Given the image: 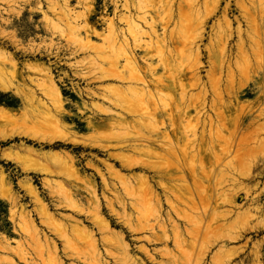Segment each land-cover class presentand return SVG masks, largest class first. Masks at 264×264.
Segmentation results:
<instances>
[{
    "label": "bare ground",
    "instance_id": "1",
    "mask_svg": "<svg viewBox=\"0 0 264 264\" xmlns=\"http://www.w3.org/2000/svg\"><path fill=\"white\" fill-rule=\"evenodd\" d=\"M62 1L60 12L56 2L52 1V10L61 16L55 26L59 31L61 24L66 22L67 29L78 35L75 36L76 39L70 40L74 47L71 54H82L84 60L89 59L88 62L91 60L100 68L102 73H99L102 76L96 77L105 83L106 92L100 95L90 88L73 86L72 91L79 99L74 105L78 114H74L68 108L71 102L65 97L64 78L57 80L53 70L42 67L43 65H27L26 70L34 73L35 77H24L19 63L8 53L0 51V92L11 93L20 102V107L16 109L0 103V147L12 143L0 152L1 160L6 161L8 165H15L24 175L18 186L33 204V210H30L29 206L21 203L19 192L16 191L4 166L0 164V200L10 205V221L15 227V233L22 239L16 241L15 250H19H16L19 252L17 254L25 264H67V259L69 264H147L136 254L128 239L131 235H143L135 240L143 239L150 244L160 242L166 245L160 249L161 257H167L165 264H181L184 260L190 263V248L193 242L189 243L185 234L194 237V230H184L170 213L168 220L163 218L164 199L158 188L164 193L178 194V198L189 201L194 189L188 184L187 172L203 176L199 191L205 197L219 195V191L227 182L243 185L244 178H249L251 174L239 175L241 166H246L242 164L229 167L231 172L224 169L217 181L214 177V180L211 179L213 172L210 170L215 167L213 161L225 157V145L228 143H222V140L228 139V134L224 135L222 131L228 132L229 128L221 125L223 122L212 117L208 111L216 112L220 108L225 114L241 115L246 106V102L241 98L252 94L260 96L262 89H248L250 85L233 87L229 92L231 105L223 101L224 93L220 84L213 88L212 94L209 93L208 85L201 76L204 63L199 42L203 39L206 18L201 16L203 12L201 13L200 0H186L191 20L178 26V37L175 32L169 31L172 26L170 15L174 7L171 0H125V3H122L125 13L121 12L119 15V21L124 26L118 27L115 19H110L106 14V36L100 34L94 24L92 25V14L96 10L98 0H77L79 5H86L85 12L76 13L73 19L70 17L73 11L70 8V0ZM112 1L115 5L119 2ZM108 5L105 4V10ZM212 7L208 15L205 12L207 17L220 10L221 0ZM259 8V14L263 15V1L260 2ZM118 11L120 12L119 6L116 5L114 15H117ZM230 11L231 2L227 0L226 5L221 8L222 22L217 25L223 45L213 60L219 75L224 68H231L230 50L226 42L224 43L235 34ZM151 13H158L163 17L159 25L153 20L150 21ZM249 15L251 22L258 23L256 15ZM52 21L50 20L51 23ZM55 26H51L53 32L56 31ZM236 30L239 38L238 53L249 68H253V63L257 65L254 74L258 78H264V40L256 39L262 31L258 33L256 30L254 38L252 33L249 37V32L243 30L241 24H238ZM82 31L85 32V37L80 36ZM145 35L149 36L153 44L147 41L146 43L143 39L150 47L146 46L149 50L142 57L138 55L137 47ZM93 37H102V44H96ZM248 39L250 45L246 43ZM83 71L77 72L78 78L87 83V86H91L92 79L87 78L84 74L86 72ZM246 74L253 73L247 71ZM65 76L68 77L67 74ZM256 85L255 82L254 86ZM178 92L180 94L176 95ZM188 94L191 95L187 98ZM88 113L90 115L84 120L85 126L70 124L80 115ZM80 129L86 132L80 133ZM16 141L19 143H15ZM172 145H179V150L185 147L180 156L177 155L182 171L168 159ZM44 146L50 147V150L40 148ZM66 146H72V150L62 149ZM81 148L96 150L107 157L106 160H101L97 154L93 156V160L87 161L86 168L95 172L92 176H87L79 167L80 160L75 155V150ZM207 155L211 158L209 164L203 163ZM96 174L101 179V189ZM37 176L43 177L42 186L52 199V204L42 196V191L35 184L34 178ZM112 179L117 183H113ZM165 179L168 182L172 179V183L164 182ZM250 193V190L246 191V197H249ZM165 201L181 220L186 221V213L168 196ZM252 202L260 205L259 197H254ZM52 205L56 211H71L73 216L53 212ZM228 205L241 210L235 198L229 201ZM105 208L127 229V234L114 228L116 224L106 217ZM194 209L198 211L199 207ZM254 209L260 214L257 217L258 223L255 226H247L236 235L230 234L232 227L229 225L232 224L227 223L231 211L219 212L216 209L215 212L225 223H220L219 228L215 227L216 230L204 229L209 235L208 241L206 238L205 242L208 243V248H219L216 249L215 255L213 254L212 264H262V243L253 247L249 254L252 258L245 255L248 242H245L242 248H229L232 243L244 239L246 234L261 233L264 230V209L262 206ZM202 213L201 220L194 218V214L193 217L190 216V223L192 221L191 224H196L193 226H202L204 210ZM239 214L245 218H255L250 211L239 212L237 217ZM64 219L68 221V226L62 221ZM40 226L54 237L47 235ZM170 232H173L174 236H171ZM12 241L0 232V252H14ZM170 242L179 247L182 256L174 253V249L170 250ZM185 246L187 250L183 249ZM138 250L151 262L155 261L147 247L139 245ZM193 262L196 263L194 260Z\"/></svg>",
    "mask_w": 264,
    "mask_h": 264
},
{
    "label": "rangeland",
    "instance_id": "2",
    "mask_svg": "<svg viewBox=\"0 0 264 264\" xmlns=\"http://www.w3.org/2000/svg\"><path fill=\"white\" fill-rule=\"evenodd\" d=\"M52 1L53 0H0V51L8 53L15 59L17 63H19L18 66L20 68V71L21 70L23 71L24 77L26 76L35 77L34 73L26 70L27 65H39V66L43 65L42 67H49L53 70V74L57 80H59V78L60 79L64 78L65 83H63V86H64L65 97L71 102L68 108L74 114H78V111L76 110L74 105L75 103L79 101V99L77 95L72 91L73 86H80L82 89L90 88L93 91L97 92L98 94L102 95V93L106 92L104 88L105 83H102V81L96 77V75L98 77L102 76V74L100 75L102 71L100 70V68H98V66L94 65V63L91 60L90 62H92L93 65L89 64L90 63L88 62L89 59L84 60L83 59L84 56L82 54L75 55V56L71 54L74 50V47L72 46V43L70 42L72 41V38L76 39L77 37L75 38V36H78V35L75 32L73 33L70 29H67V26L65 25L66 22H63V24H61V29L59 28V31L57 30L58 28L55 26V22L57 23L61 16L58 15L59 13H55L52 10L51 8L53 7ZM54 1L56 2L58 11L60 12V8L63 6V1L62 0H54ZM124 1L125 0H122L121 2V0H119L120 3L118 2V4H116L119 6L120 12L118 11V14L114 15L115 6H116L114 1L98 0L96 7H95L96 10L92 14V17H93L92 25L94 24L95 28L100 34H103L104 36L108 35L107 25L104 23V17L106 16V14L109 15L108 16L109 18L112 17V19H115L114 21L118 27L124 26V24L120 23L119 21V15L121 14V12L122 14L125 13V9L122 7L123 5L122 3H125ZM171 1H173L174 7L170 15L172 26L170 27L169 31L175 32L178 37L180 35L179 32H176L180 29L178 28V26H180L181 24L185 22L186 24L187 22H190L191 13L187 9L188 2L186 0H171ZM259 1L261 3L263 1V4H264V0L262 1L261 0H230L231 2L230 17H231V20L234 21L235 34L228 40L224 41V43L226 42L228 50H230L229 55L231 56L230 57L231 68L230 69H228L227 67L224 68L222 71V74L219 75L218 72L216 71V64L214 63L213 60L214 58L217 57L220 51L219 50L220 46L223 45V42L219 34L220 31H218L217 25L220 22H222L221 8H223L226 5L227 0H221L220 10L216 11L215 13H212V15H209L208 17L207 15L211 12V9L213 8L212 5L216 4L218 0H200L201 13L203 12L202 14L201 13L200 14L202 17L206 18V26H205V30L203 34V39L202 41L199 42V44L201 45V49H202V56H203V63H204L201 69V76H203L204 82L208 85L209 93L212 94L213 88H216V86L220 84L223 89V93H224L223 101L226 104L231 105V102H230L231 98L229 96L230 95L229 92L230 90H232L233 87L238 88L242 85L244 86L250 85L251 87L248 89L259 87L262 89V92L260 93V96L256 94H252L251 96L241 98L243 102H246V106L242 110L241 115L238 114L237 116H235L236 113H234L233 115L232 114L228 115V114H225L224 110L220 108L216 112H210V110L208 111V113L212 117L216 119H220L221 122L225 123V124L220 123L221 125H226V129L229 128L228 132H226L225 130L222 131L224 135L228 134L227 136L228 139H225L226 141L224 139L222 140V143L223 142L228 143L225 145L226 147L225 150L227 152L224 151L225 157L223 159L221 157L220 160L213 161L215 167H214V170H210L213 172V174L211 173L212 174L211 179L214 180L215 178V181H217V178L220 177L219 174L222 173L224 169L226 171L228 170L229 172H231L232 170H230L229 167H233L239 164L247 166V167L241 166V170H239L240 172L239 175L244 174L247 176V174L248 175L251 174L252 177L250 176L249 178L248 177L244 178L243 185L232 184L231 182H227L226 186L224 188H221V190L219 191V195L214 194V195L205 197V195H202L201 192L199 191V186H201V180L204 179L203 176L200 174H197V175L188 174L187 172V177L189 178L188 184L191 185L192 189H194L189 201L178 198L179 196L178 194L164 193L161 188H158V192L160 193V195L163 196V199H164L163 218L164 219L166 218L165 220H168L169 218L168 213H170L172 217L174 218V220L177 221L179 224H181L183 229L185 228L187 230H194V233H195L194 237L193 235L192 237L190 235H187L188 233L185 234V239L189 243H191V241L193 242V246L190 248V253L192 254V257H191L192 259L190 262L191 264H194L193 260L196 261L195 264H202V263L212 264V261H214L213 257L219 248L211 247L210 249L208 248V243H205V242H207L209 239V235L207 231H210V229L216 230V228L220 227V223H225L224 221H222L220 215L219 214L217 215V212H215L216 209L219 212L231 211L230 212L231 216L229 220L227 221L228 224L230 223L232 224V225H229L230 228L232 227L230 229L231 235H236L239 231H242L247 226L248 227L255 226L256 223H258L257 217L260 214L256 213L257 211H255L256 209L254 208H256L257 206H262L264 209V78L263 77L258 78V76L254 74L257 71V65L253 63L254 65L253 68H249V66L246 65L245 61L243 60L242 55L238 53L237 44H238L239 38L236 35L237 26L238 24H241L243 30H246L247 32H249V37H250V34L252 33L251 35H253L254 38H256V35H255L256 30H258V33L261 30L262 33L259 34V38H256V39L260 41L264 40V12H263V15H260L258 12L260 9ZM70 2L72 6V7L70 6V8L73 10L72 13L70 14L71 15L70 17L72 19L75 18L74 15L76 13L81 14L85 12L86 5H79L77 3V0H70ZM112 3H114V5H112ZM105 4H109L107 10H105ZM241 9H245L246 11L245 10L242 11ZM205 12L207 15H205ZM250 13H253L254 15L257 16L256 21L258 23L251 22V20L249 19ZM149 17H150L149 18L150 21L153 20V22L158 25L162 22L161 20L163 18V17H160L158 13H151ZM49 19L51 21L53 20L52 23L50 22ZM237 19H238V23H237ZM51 26L53 27L55 26L56 31L53 32L54 29ZM145 29L147 32H149L147 28ZM80 36L85 37V32L82 31ZM4 37H6L7 39L6 38L4 39ZM143 39L145 42L146 41L150 42L151 40L149 36L143 37L142 41ZM102 40H103L102 37L101 38L93 37V41L98 45L102 44ZM142 41L138 43L137 52L139 56L143 57L145 53L148 52L150 45L149 43L146 45L145 42L143 41L142 43ZM150 43L152 45L153 41H151ZM246 43L250 45L251 42L248 39L246 40ZM146 46H149V47L147 48ZM83 61L85 62L84 64H83ZM92 66L94 68H92ZM90 69L93 70L97 74H95ZM80 71L81 72L83 71V73L86 72L84 74L87 75V78L90 77L89 79L90 80L92 79L91 86H87V83L85 84L84 81L80 77L78 78L77 72H80ZM89 71H91V73L95 75H91ZM247 71L249 72L251 71L253 74L247 75L246 74ZM66 74L68 75V77L65 76ZM36 76L39 77V75H36ZM232 76L234 77L232 78ZM255 82L257 84L256 86H254ZM257 90L258 89H256V91ZM179 94H180L179 92L176 93V95H179ZM190 95L191 94H188L187 98ZM0 103H4L10 108L16 109L20 107L19 100H17V98L11 93L4 94L0 92ZM215 103H217V100ZM192 114H194V112ZM89 115H90L89 113L84 116L80 115L78 118H76V121L74 123L71 122L70 124L77 125V126H85L86 123L84 122V120L88 118ZM229 116L231 117L230 119H229ZM225 118L227 119V121H224ZM79 131L80 133L86 132L85 130H82V129H80ZM15 143H19V141H16ZM11 145L12 143H9V145L8 144L2 145L0 147V152L2 153L3 149ZM36 147L38 146L36 145ZM179 147H180L179 145L178 146L172 145V148H170V151H169L170 155H168V159L170 163H172L173 165H176L182 171V166L180 165L179 158L177 155H179L181 150H183L185 147L181 148L180 150H179ZM40 148H43V150L45 151L50 150V147H47V146L40 147ZM65 148L67 151L72 150V146H66L62 149H65ZM56 150L58 149L56 148ZM1 153H0V164L4 166V168L6 169V173L10 176L12 182L15 185L16 191L19 192V195L21 196V203L29 206L28 208L30 210H33V204L31 203V200L29 199V197L25 195L24 191H22L18 186V183L20 182V180L23 179L24 175L15 168V165L11 163H9L8 165L6 164V161H2ZM97 154L101 160L107 159L106 156H104L103 154H99V152L96 150L90 151V150H84L82 148L79 150H75V155L77 156L78 160H80L79 167L82 169V172L85 171L84 173L87 176H92L93 174H95L94 171L86 168V163L89 160H93V156ZM186 157L189 160V157L188 156ZM209 161H211V158L210 156L208 157L207 155L203 163L209 164ZM111 163H114V162L111 161ZM256 164L258 166L254 167V165ZM124 174H128V173L124 172ZM96 177H97V181L100 186V189H101L102 187L101 179L98 177L97 174H96ZM42 178H43L42 176H37L36 178H34L35 184L42 191V196L48 201V203L52 204V199L49 197L47 191L42 186ZM170 180L168 182V180L165 179L164 182H168V184H171L172 182ZM111 181L113 183H117L113 179ZM156 186L158 187V184H156ZM249 190L251 192L250 196L246 197V191L248 192ZM236 194H238V197H236ZM165 196L166 197L168 196L170 200L173 201L182 212L186 213L184 217L186 218L185 220L188 221L187 223L186 221H184V219L181 220V218L178 217V215L173 210H171L172 208L165 201V198H166ZM254 197H259L260 205L258 203L252 202V199ZM233 198L237 199V206H240L241 210L231 205H228V202L232 201ZM126 199L128 200V198ZM128 201L130 202V200ZM198 207H199V210L196 211L194 208H198ZM52 209H53V212L55 213L63 214V215L67 214L66 216H69V215L73 216V213L71 211H67V210L66 211L64 210L56 211L53 205H52ZM202 209L204 210L205 216L203 217L201 221L202 226L197 228L198 226L197 227L193 226L196 224L194 223L191 224L192 221L190 223V220H192L191 217H193V214H194V218H197V217L199 219L202 218V215H200V213H202L203 211ZM104 211L106 212V217L110 219V221L116 224L114 225V228L116 230H122L126 232L127 234L128 232L127 229L123 228V226L119 223L118 219L114 217L113 215L109 214V211L107 210V208H105ZM244 211L245 212L250 211L251 215L253 214L255 215V218L249 219L248 217H246L247 218L246 219L243 215L240 216V214L237 217V213L239 212L244 213ZM62 221L67 226L69 225L66 219ZM183 222H185V224ZM263 223H264V220H263ZM189 225H190V228H189ZM203 225L205 226V228ZM168 227H170L169 222H168ZM41 229L44 230V232L47 235H49L51 238L54 237L44 227H41ZM204 229H206L207 231ZM203 230L206 233L205 232L203 233ZM263 231H261V233L260 232L248 233L246 234L247 236L245 235L244 239H241L240 241L232 243L229 246V248H235V249L242 248L245 246L244 244L248 242L247 252L245 254L247 256L250 254V252L252 251L253 247L256 244L262 243V246H263L262 247V250H263L262 264H264V232ZM0 232L8 236V238L11 241L13 240L11 242V247L14 246L13 247L14 252L12 251L10 253L0 252V264H25V262L21 259L20 255H18L19 252L17 251L19 250L18 249H16L17 251L15 250V247H17L16 241L19 238H20L19 240H22V239L17 233H15V227L13 223L10 221V205L1 200H0ZM170 235L174 236L173 232L172 233L170 232ZM142 237L143 235L128 236L129 242L132 244L133 249L136 252V254L140 258H142L144 261H146L147 264H162V263L165 264L168 260L166 256L161 257L162 255L161 250L166 245L161 244L160 242L150 244L149 242L143 239L139 241L135 240V238H142ZM206 238H207V241H206ZM139 245L140 247L142 246L147 247L150 250V252H152V256L155 258L154 262H151L150 259L148 260V258L144 254L139 252L138 250ZM168 246L170 250L173 251L174 249L173 251L174 253H177L182 256L181 251L178 250L179 247L174 242H170ZM186 246L183 248L184 250L185 249L187 250ZM157 249L159 250L157 251ZM15 253L16 254L18 253V254L16 255ZM249 256L251 257V255ZM9 258L12 259L13 262H11ZM1 259H3L5 262ZM63 260H66V259L63 258ZM66 262L67 264L70 263L68 259L66 260ZM183 262L184 264H190L185 260L181 261V264Z\"/></svg>",
    "mask_w": 264,
    "mask_h": 264
}]
</instances>
